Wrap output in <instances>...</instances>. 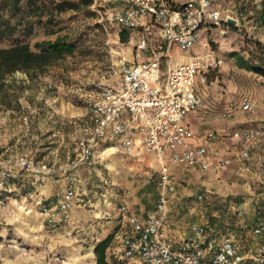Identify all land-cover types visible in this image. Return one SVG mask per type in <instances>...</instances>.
I'll return each instance as SVG.
<instances>
[{
  "label": "built area",
  "instance_id": "built-area-1",
  "mask_svg": "<svg viewBox=\"0 0 264 264\" xmlns=\"http://www.w3.org/2000/svg\"><path fill=\"white\" fill-rule=\"evenodd\" d=\"M97 21L106 29L130 31L134 39L135 58L119 60L114 79L96 84L97 92L89 102L88 115L81 126L78 155L71 161L91 165L99 145L104 149L139 160L142 149L152 153L159 164L156 185L158 199L148 218L142 220L118 206L120 224L127 227L120 239L125 264H239L238 236L224 232L219 241L211 239L207 223L192 224L184 236H171L165 231L167 209L175 193L170 166L183 165L190 171H219L231 162L219 149L193 142L194 133L186 116L203 103L199 87L216 85L215 72L222 60L209 50L194 54L187 62H173L174 46L182 51L192 49L206 26L227 28L240 25V17L213 6L212 0H87ZM225 30L223 29V32ZM224 90V89H223ZM256 104L248 94L230 99L220 115L253 112ZM264 135L261 128H237L232 136L250 142ZM249 157L247 149L239 158ZM70 166V165H69ZM54 168L30 155H17L0 160V190L18 172L42 177L49 174L54 183L59 176L60 200L56 204L39 201V211L51 227L67 222L76 197V177L70 167ZM150 178L147 182H150ZM201 198V196H199ZM258 239L255 260L264 264V226L252 229Z\"/></svg>",
  "mask_w": 264,
  "mask_h": 264
},
{
  "label": "rangeland",
  "instance_id": "rangeland-1",
  "mask_svg": "<svg viewBox=\"0 0 264 264\" xmlns=\"http://www.w3.org/2000/svg\"><path fill=\"white\" fill-rule=\"evenodd\" d=\"M242 3L240 9H245L251 19V27L240 24L235 28H212L203 32L194 45L195 50L201 52L204 50L203 40L209 42L207 48L222 60L218 69L225 67L224 76L238 89L236 93L241 92L239 88H252L261 84L259 79H264L260 73L239 67L231 55L238 52L249 58L251 63L264 68V52L254 43L259 41L264 47V37L259 36L254 27L259 13L264 27V0H243ZM55 19V32L36 27L32 34L25 36L31 48L35 49L37 41L67 35L78 41V49L42 70L28 73L17 70L3 80L0 89V160L25 154L56 169L70 165L71 171V161L79 152L82 119L88 115L89 102L97 92L96 84L110 82L116 77L114 70H118L122 56L126 59L129 56L134 39L128 37L126 42H122L120 34L116 35L117 29L106 30L97 21L90 4H83L78 10L57 13ZM1 45L6 46L7 42ZM177 52L178 47L174 46L173 53ZM215 76L221 80L220 74ZM223 89L227 90V84ZM245 92L248 93L247 90ZM201 108L202 105L198 110ZM221 111L217 113L219 118H222ZM96 160L88 166H95ZM249 160L250 157L239 161L244 166ZM19 173L22 174L20 177L14 176L10 185L0 190V264H79L74 256L78 254L76 249L80 245L70 242L71 228L66 225L71 221V215L67 222L51 227L39 211L40 200L52 205L60 200L59 185L64 182V177L59 176L57 184L52 182L49 174L40 177L30 172ZM257 175L259 179L252 184V190L255 194L262 192V202L256 206L252 193L224 197L209 208L208 226L212 210L221 214L227 207L228 214L220 224L221 230H242L240 235L249 243L252 226L257 222L264 224V155L260 156ZM48 178L58 189L55 194L44 198L40 193L44 180ZM148 178L150 182H147ZM145 182L156 183V178L146 177ZM217 217L219 219L220 216ZM245 248L249 250V246ZM87 262L85 264H89ZM245 264L256 263L245 258Z\"/></svg>",
  "mask_w": 264,
  "mask_h": 264
},
{
  "label": "crops",
  "instance_id": "crops-1",
  "mask_svg": "<svg viewBox=\"0 0 264 264\" xmlns=\"http://www.w3.org/2000/svg\"><path fill=\"white\" fill-rule=\"evenodd\" d=\"M185 1L187 0H173L177 4H182ZM242 2L243 0H212L213 6L224 12H229L234 16H237L239 12L242 13L240 24L249 28L251 19L245 9H240ZM256 22L257 24L254 26L257 29L256 33L264 37L260 13ZM212 28L216 27H204L201 34L209 32ZM133 49L134 44L132 50L129 51L128 61L135 58ZM171 53L173 62H187L199 52L193 47L189 51L178 49L177 53H173L172 49ZM225 70L224 67L215 72V75H221V80L215 76V86L199 87L203 99L202 108L190 112L186 116L185 122L194 133V143L206 144L209 148L219 149L223 155L231 158V162L217 172L210 169L204 173L190 171L183 165L170 166V177L175 186V193L168 204L164 228L171 236H184L190 225L207 223L209 208L215 206L216 202L224 200V197L226 199L230 196L252 193L254 194L253 198H256V206L262 202V192L255 194L252 184H255V181L259 179L257 169L260 166V156L264 155V135L257 140L244 142L234 139L232 133L237 128H261L264 130V79H259L261 84L252 88H239L241 92L236 93L238 89L236 90L231 80L224 76L226 75ZM226 84L227 90L224 91L223 86ZM246 90L248 93L245 92ZM240 94H248L255 102L256 109L253 112H237L231 117L219 118L217 113L224 109L230 99L238 97ZM84 120L82 119L83 122ZM81 126L80 131L82 132ZM242 148L248 150L250 157V162L247 165L244 163V166L239 161L245 160L239 158V151ZM96 154L95 166L90 167L83 163L71 166V171L77 180L76 197L74 208L70 210L71 221L66 225L71 228L69 230L70 242L77 243L76 246L80 245L76 249L78 254L75 253L74 256V260L79 264L88 263L87 261L89 264H96L93 247L111 232H114V236L107 252L114 258L122 260L120 239L127 227L120 224L118 206L125 203L129 212L144 220L148 218L159 196L156 183L145 182L146 177L155 179L159 173V164L152 153L142 149V156L137 160L112 153L104 149L101 144L98 146ZM21 175L18 172L14 176L20 177ZM12 178L7 181L5 188L10 185ZM57 189L58 186L48 178L44 180L40 194L43 197H48L55 194ZM212 211V215L222 216V213L219 214L216 210ZM257 225L264 226L263 223L257 222L251 230ZM117 227L118 229L115 230L114 228ZM209 230V237L215 242L220 240L224 232H235L238 236V252L243 257L239 264H245V258H250L254 263L260 264L255 260L258 239L252 232L249 243H246L240 235L242 230H221V226L215 225L209 227ZM248 246L249 250L246 251L245 247L248 248Z\"/></svg>",
  "mask_w": 264,
  "mask_h": 264
},
{
  "label": "trees",
  "instance_id": "trees-1",
  "mask_svg": "<svg viewBox=\"0 0 264 264\" xmlns=\"http://www.w3.org/2000/svg\"><path fill=\"white\" fill-rule=\"evenodd\" d=\"M83 4L88 5L90 2L87 0H0V89L3 80L13 72L21 70L28 73L42 70L78 49V41L70 39L67 35H57L53 40L37 41L34 44L35 49L31 48L25 36L32 34L36 27H43L49 33L55 32L53 26L57 22L55 19L57 13L78 10ZM17 32L24 37L17 36ZM129 36V30L120 32L122 42H126ZM4 41L7 42L6 46L1 45ZM254 43L264 52V47L259 41ZM231 55L235 57L239 67L264 75V68L251 63L249 58L238 52H232ZM227 214L226 207L219 219L215 215L209 216V227L214 225L219 227L224 223ZM113 236L114 232H111L94 245L96 264H125V260L116 259L107 252Z\"/></svg>",
  "mask_w": 264,
  "mask_h": 264
}]
</instances>
